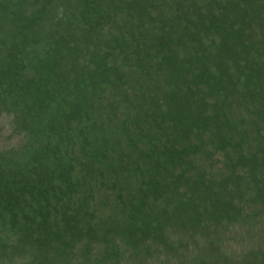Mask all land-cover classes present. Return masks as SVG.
Wrapping results in <instances>:
<instances>
[{"label": "trees", "instance_id": "trees-1", "mask_svg": "<svg viewBox=\"0 0 264 264\" xmlns=\"http://www.w3.org/2000/svg\"><path fill=\"white\" fill-rule=\"evenodd\" d=\"M0 106L28 140L0 155V261L169 246L243 186L264 203V0H0ZM206 133L242 169L216 192L180 170Z\"/></svg>", "mask_w": 264, "mask_h": 264}, {"label": "rangeland", "instance_id": "rangeland-1", "mask_svg": "<svg viewBox=\"0 0 264 264\" xmlns=\"http://www.w3.org/2000/svg\"><path fill=\"white\" fill-rule=\"evenodd\" d=\"M214 98L211 100H218L221 97ZM238 106L236 108L233 105L226 111L233 112L239 117L244 116L249 119L253 117L240 102ZM181 138L185 139L186 137ZM185 140L189 143L188 147L195 141L191 143L188 139ZM202 140L205 143L199 145L198 148L195 147V152L192 153L193 156L189 160L191 164L180 170L191 179L196 175L205 179L211 178L214 182V192L220 191L224 189V177L231 176L232 172L239 174L242 169H239V166L234 165L233 162L231 165L219 139L212 138L206 133ZM27 141L26 135L16 129L14 116L6 110H0V155L9 156L7 154L14 153L9 159L12 158L15 162L20 160L23 156L20 149L27 144ZM228 188L232 189L233 184H229ZM230 197L234 200L232 205L227 206L230 208V212L221 214L222 219L217 226H212L213 220L201 219L200 223L184 231L168 232L171 240L169 246L154 245L149 254L134 255L127 250L121 253L120 262L123 264H239L244 261L252 264L259 262L264 264V203L256 201L255 195L244 186L241 187V192L238 195L235 197L230 195ZM214 199L215 196L211 198L213 201L203 200L202 205L206 203L208 209L209 206L212 208L216 203ZM229 202L231 203V200ZM233 205L243 207L244 213L239 216L238 211V214L232 216L231 207ZM117 246L124 245L117 243ZM81 247L78 246L79 249ZM101 256L102 251L99 256L92 255L90 264H112L114 262L109 257L104 260V257ZM30 257L18 255L12 257L11 260L0 261V264H28ZM98 257H100L99 260L95 261Z\"/></svg>", "mask_w": 264, "mask_h": 264}]
</instances>
